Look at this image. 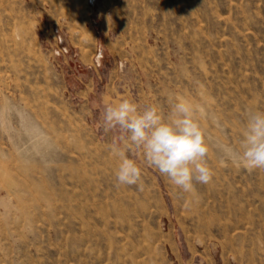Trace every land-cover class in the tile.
Segmentation results:
<instances>
[{
  "label": "rangeland",
  "instance_id": "obj_1",
  "mask_svg": "<svg viewBox=\"0 0 264 264\" xmlns=\"http://www.w3.org/2000/svg\"><path fill=\"white\" fill-rule=\"evenodd\" d=\"M205 106L211 182L118 185L128 98ZM264 111V0H0V264H264V169L225 162Z\"/></svg>",
  "mask_w": 264,
  "mask_h": 264
},
{
  "label": "clouds",
  "instance_id": "obj_2",
  "mask_svg": "<svg viewBox=\"0 0 264 264\" xmlns=\"http://www.w3.org/2000/svg\"><path fill=\"white\" fill-rule=\"evenodd\" d=\"M207 119L223 131L205 106L184 97L175 98L166 113L158 105L141 107L128 98L105 105L101 126L105 133L115 134L108 149L119 159L117 184L143 190L137 154L184 193H192L196 183L211 182L209 136L202 124ZM218 149L221 165L230 162L249 172L264 169V111L247 113L238 147L218 143Z\"/></svg>",
  "mask_w": 264,
  "mask_h": 264
}]
</instances>
